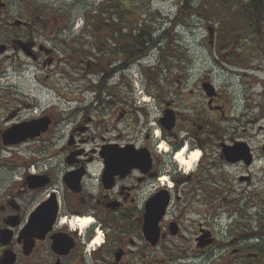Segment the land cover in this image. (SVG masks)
Returning <instances> with one entry per match:
<instances>
[{"label":"flooded vegetation","instance_id":"1","mask_svg":"<svg viewBox=\"0 0 264 264\" xmlns=\"http://www.w3.org/2000/svg\"><path fill=\"white\" fill-rule=\"evenodd\" d=\"M34 1L0 0V264H264V201L249 192L258 195L264 181V21L240 29L259 44H237L233 95L201 79L205 105L183 118L176 97L163 98L161 79L148 72L174 62L164 52L174 45L162 44L170 29L145 18L139 0H95L79 28L71 12ZM60 56L74 68L72 106L29 104V68L38 80L44 71L53 77ZM134 67L148 77L142 95ZM146 95L160 110L152 127ZM184 95L188 102L195 90ZM171 112L174 124L165 119ZM58 121L67 122L60 138L44 151L29 146ZM184 149L201 152L192 171L175 160ZM225 169L245 184L244 204L262 210L258 232L250 208L247 226L232 214L224 225L210 196L230 177ZM238 196L229 203L241 204ZM253 238L255 252L244 245Z\"/></svg>","mask_w":264,"mask_h":264},{"label":"rangeland","instance_id":"2","mask_svg":"<svg viewBox=\"0 0 264 264\" xmlns=\"http://www.w3.org/2000/svg\"><path fill=\"white\" fill-rule=\"evenodd\" d=\"M37 1L39 0H35L34 2L36 3ZM40 1L39 6L41 8L46 4L52 7L53 10L71 12L72 16L78 20V28L83 26V22L81 21L82 15L85 13L83 7L86 6L88 11L92 10L93 12L95 2V0H81V4L79 0ZM99 1L102 2L103 0ZM139 1L141 5H145L146 0ZM249 2L250 0H189L188 10L186 12H179L182 6V0H151L150 6L144 7L143 11L145 13V18L150 17L148 15L155 17V19L152 20H155L156 23L163 27L162 32H164L163 30L166 28L167 30L170 29L164 34L162 44L174 45V50H171L172 48L164 49V52L169 56L173 55L175 57L171 65L168 66V61H170L168 59L169 57L162 63V65L167 64L166 66L160 65V70L162 71L160 74L157 75L156 72L150 69L148 72L149 74L158 76L159 81L161 79L162 85L165 87L161 95L163 98L166 97L171 99V97H176L175 103L178 110L184 113V115H182L183 118H187V115L196 117V115H198L197 109L205 105L206 99L203 98V95H200L197 89L201 79L211 81L212 85L222 94L227 91L230 95H233L236 84L239 81V71H237L238 66L235 60L236 50H240L237 44L241 41L245 44L246 40L250 41L249 44L257 42L255 40L257 35L254 33L246 38L245 33L240 32V29L246 27L251 28V21L246 17V14L240 13L243 11V7H245L244 4H249ZM102 17H106V15H101L100 18ZM146 26H149L148 22H146ZM209 30L215 32L214 35L216 36L211 40L208 38ZM261 38H264V35H261ZM212 41H214V43H212ZM256 44L259 43L257 42ZM262 48H264V44ZM61 58V66L56 68V73H52L54 74L53 77L46 76V72L44 71L42 78L38 80L35 78L33 70L29 68V104L40 103V106H44L46 103L45 106L48 105L50 108L58 107L59 109L61 106H68V103H70L69 106H72L73 101H71V96H74V68L69 61L64 60L63 57ZM149 60L147 59V61ZM259 61L260 59H257L255 64H258ZM136 69L137 68L134 67L133 73L131 74L133 81H138V86H135L134 92H136V95H142L148 77L146 79V76L139 75V73L136 74L137 71H134ZM161 75L170 76L172 82L163 81ZM259 75L262 74L259 73ZM42 79L44 83L39 82L40 80L42 81ZM191 88L195 90V95L193 98L189 99L188 102L183 101L182 99L185 97L184 94L190 91ZM177 93L179 94L177 95ZM89 94H91V92L84 93V95ZM225 95H227V93ZM145 97V107H147L151 113L150 122L152 123V127L156 125L153 118L157 116L160 110L156 108V100H153L149 95ZM163 98L159 99V102H162ZM196 101H198L197 105ZM187 104L192 105L191 107H187ZM60 117L62 118V116ZM66 123L67 122L58 121L51 133L46 134L29 146L35 149H45L51 142L61 137L58 135L64 133V125ZM187 127L188 125L182 121V124L179 126L181 134H187L185 132L187 131L185 129ZM156 128L158 133H161L158 126H156ZM234 128V123H230L231 133H233L232 130H234ZM64 141L65 140H62V138L59 140L60 143H64ZM162 154L165 155V150L162 151ZM213 171H217V169ZM221 171L222 169L220 172ZM223 171L228 173L230 177L225 175V178L218 180L219 187H215L216 191H213V195H211L210 198L216 200L215 205L216 203H220L218 205H220L219 210L222 212L223 220L225 221L224 225L228 224L227 221L230 214H232L233 216L230 219L235 221L237 226H247L251 219L244 218L245 216L248 217V215L245 212L246 210L243 209L250 208V211L258 216L254 221L251 220L254 226L252 230L258 232L260 228L257 226V220L262 210L258 211L255 207L245 205L244 202L248 198L247 193L245 194V199L242 195L245 184L235 185L233 174L226 169ZM257 182V187L259 188L258 195L253 191V186H251L249 192L255 196V199L264 201V181L258 179ZM234 188L236 192H234ZM239 193H241V201L239 200L241 204L229 203L231 199L237 201ZM225 198L228 200L224 201ZM240 210L241 213L239 212ZM237 213H240L243 217L239 218V214ZM242 242H244V240H242ZM257 243H259L258 240L253 238L244 242V245L246 250L255 252L257 249L255 244ZM262 243H264V240L263 242L260 241L259 244Z\"/></svg>","mask_w":264,"mask_h":264},{"label":"trees","instance_id":"3","mask_svg":"<svg viewBox=\"0 0 264 264\" xmlns=\"http://www.w3.org/2000/svg\"><path fill=\"white\" fill-rule=\"evenodd\" d=\"M150 3L151 0H146L144 7L149 6ZM181 4L182 6L179 12H186L188 10L189 0H182ZM244 6L243 11L240 13H245L250 21L255 20L262 24L264 21V0H250L249 4L245 3ZM252 26L253 25L251 24V27Z\"/></svg>","mask_w":264,"mask_h":264},{"label":"bare ground","instance_id":"4","mask_svg":"<svg viewBox=\"0 0 264 264\" xmlns=\"http://www.w3.org/2000/svg\"><path fill=\"white\" fill-rule=\"evenodd\" d=\"M164 149L167 150V147L164 146ZM201 158V152L200 151H194L193 153L189 154L185 149L179 151L177 156L175 157V160L183 167L186 168L187 171H192L196 163ZM80 224L84 227H87L88 224H90L89 219L81 220ZM100 242V239H98L97 243Z\"/></svg>","mask_w":264,"mask_h":264},{"label":"water","instance_id":"5","mask_svg":"<svg viewBox=\"0 0 264 264\" xmlns=\"http://www.w3.org/2000/svg\"><path fill=\"white\" fill-rule=\"evenodd\" d=\"M212 89V88H211ZM168 122H171V124L175 123L176 120V116L174 112H171V114H166V118H165ZM164 120V121H166Z\"/></svg>","mask_w":264,"mask_h":264}]
</instances>
